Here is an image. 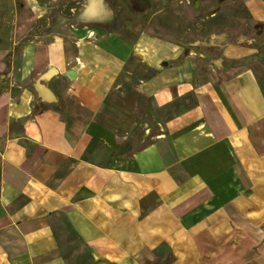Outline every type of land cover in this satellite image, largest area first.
<instances>
[{
  "label": "crops",
  "instance_id": "0c3cea01",
  "mask_svg": "<svg viewBox=\"0 0 264 264\" xmlns=\"http://www.w3.org/2000/svg\"><path fill=\"white\" fill-rule=\"evenodd\" d=\"M1 1L0 264H264V40L183 49L115 34L107 0ZM134 65L152 107L115 100Z\"/></svg>",
  "mask_w": 264,
  "mask_h": 264
},
{
  "label": "rangeland",
  "instance_id": "374dc122",
  "mask_svg": "<svg viewBox=\"0 0 264 264\" xmlns=\"http://www.w3.org/2000/svg\"><path fill=\"white\" fill-rule=\"evenodd\" d=\"M114 8L118 22L115 34L135 41L144 32L161 36L171 45L186 48L202 42L210 35L226 33L233 39L239 34L264 40V26L253 23L239 0H107ZM17 3L0 2V17L19 9ZM264 56V55H262ZM134 76L121 78L122 93L116 101L125 106L152 107L131 91L132 79L142 77L141 68L133 66ZM147 75V74H146ZM152 109V108H151Z\"/></svg>",
  "mask_w": 264,
  "mask_h": 264
}]
</instances>
